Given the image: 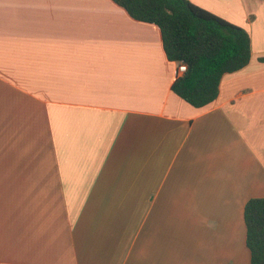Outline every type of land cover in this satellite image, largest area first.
Masks as SVG:
<instances>
[{
    "label": "crops",
    "instance_id": "obj_1",
    "mask_svg": "<svg viewBox=\"0 0 264 264\" xmlns=\"http://www.w3.org/2000/svg\"><path fill=\"white\" fill-rule=\"evenodd\" d=\"M188 1L250 37L201 109L160 30L111 0H0V264H250L264 0Z\"/></svg>",
    "mask_w": 264,
    "mask_h": 264
},
{
    "label": "trees",
    "instance_id": "obj_2",
    "mask_svg": "<svg viewBox=\"0 0 264 264\" xmlns=\"http://www.w3.org/2000/svg\"><path fill=\"white\" fill-rule=\"evenodd\" d=\"M111 1L133 20L160 30L167 60L186 65L171 91L193 108L210 106L222 77L249 63L248 33L188 0ZM244 223L250 264H264V198L247 202Z\"/></svg>",
    "mask_w": 264,
    "mask_h": 264
},
{
    "label": "built area",
    "instance_id": "obj_3",
    "mask_svg": "<svg viewBox=\"0 0 264 264\" xmlns=\"http://www.w3.org/2000/svg\"><path fill=\"white\" fill-rule=\"evenodd\" d=\"M185 72H186V65L184 63L178 64L176 66V70L174 73L175 79L182 77L185 74Z\"/></svg>",
    "mask_w": 264,
    "mask_h": 264
}]
</instances>
